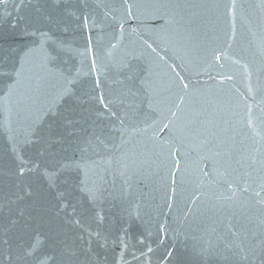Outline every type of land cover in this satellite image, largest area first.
<instances>
[{"label":"water","instance_id":"obj_1","mask_svg":"<svg viewBox=\"0 0 264 264\" xmlns=\"http://www.w3.org/2000/svg\"><path fill=\"white\" fill-rule=\"evenodd\" d=\"M0 264H264V0H0Z\"/></svg>","mask_w":264,"mask_h":264},{"label":"snow or ice","instance_id":"obj_2","mask_svg":"<svg viewBox=\"0 0 264 264\" xmlns=\"http://www.w3.org/2000/svg\"><path fill=\"white\" fill-rule=\"evenodd\" d=\"M184 87H187V85H184ZM165 127H167V126H165Z\"/></svg>","mask_w":264,"mask_h":264}]
</instances>
